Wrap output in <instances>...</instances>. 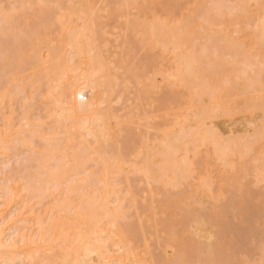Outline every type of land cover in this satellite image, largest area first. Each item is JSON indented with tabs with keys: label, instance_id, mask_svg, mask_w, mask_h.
Listing matches in <instances>:
<instances>
[{
	"label": "bare ground",
	"instance_id": "6f19581e",
	"mask_svg": "<svg viewBox=\"0 0 264 264\" xmlns=\"http://www.w3.org/2000/svg\"><path fill=\"white\" fill-rule=\"evenodd\" d=\"M184 1L0 0V264L225 260L203 224L220 228L218 212L183 209L264 183V81L237 59L264 46V0ZM226 55L252 68L216 69L206 90ZM161 187H184L167 198L182 218L165 217Z\"/></svg>",
	"mask_w": 264,
	"mask_h": 264
},
{
	"label": "rangeland",
	"instance_id": "374dc122",
	"mask_svg": "<svg viewBox=\"0 0 264 264\" xmlns=\"http://www.w3.org/2000/svg\"><path fill=\"white\" fill-rule=\"evenodd\" d=\"M170 3L172 2L173 3V1H177V0H168ZM167 0H166V2L167 3H169ZM178 1H184V0H178ZM185 1H187V0H185ZM184 1V2H185ZM133 6H131V15H133L134 14V16H131L130 17V19L131 18H134L135 19V22L138 20V18L137 17H139V16H137L138 15V8L137 7H133ZM32 11V10H31ZM31 11H29V13L31 12ZM176 13V12H175ZM135 14H136V16H135ZM136 17V18H135ZM132 20V19H131ZM130 20V21H131ZM125 21V20H124ZM133 21V20H132ZM115 25H118L119 23H118V21H112V23H111V26H113L114 24ZM133 23H134V21H133ZM98 26H99V31H100V27H101V23H98ZM131 27L132 26H134V24H131L130 25ZM136 27V26H135ZM135 27H133V28H129V32H128V34H129V36L131 37V35L133 34V30H135ZM133 29V30H132ZM130 31H133V32H131L132 34H130ZM234 36H236V34L234 35ZM233 36V37H234ZM131 38H133V37H131ZM140 37H138V38H136V40H134L135 42H136V44H132L131 45V47L133 48L132 49V51H131V53L132 54H134L135 55V58H134V60L137 62V64H139L140 63V60L142 59V61H146V63H147V61L148 62H150V63H147L148 64V66H147V68H152V66H149L150 64L152 65L153 64V62L151 61L152 59L149 57V58H144V57H147V55H146V49L145 50H139L138 49V46H137V43H139V41L141 42V40L139 39ZM137 40H139V41H137ZM233 41V40H232ZM134 42V43H135ZM203 42V41H202ZM202 44V43H201ZM137 46V47H136ZM260 46V50H258L259 48H257L256 49V51L255 52H257V56H252V54H251V56L249 55H247V56H242L241 55V57L240 56H238L237 55V59H238V57H239V61H240V59L241 60H243V58H245V59H251L250 60V64H251V66L252 65H254V66H256V67H254V66H252V67H250V68H252V69H250V68H248V69H246L245 68V66H247V64H242L243 62H241L240 64H242L243 65V67H242V65H240L239 63H238V61L236 60V61H234L233 59H235V58H233V59H231L230 60V56H223L222 58H223V60L222 59H220V61L221 62H223L225 59H229L230 61H226L225 63L223 62V63H221V65H219V66H217V67H215V68H213V69H211V70H207V71H205L204 72V74H203V76H202V78H204V79H199V80H201V81H203V84H204V86L206 87V90H208L209 88H211V89H209L210 91L212 90V87H209L208 86V88H207V85L208 84H210L211 82H214V83H216V80H217V82H219V78L221 79V77H223L224 76V74L223 73H226L227 72V69L229 68V69H231V70H233L234 72L236 71L235 69H237V71L239 72V70L241 69V71L242 70H249V71H252V72H249V71H246V73H247V75L248 74H250V73H253V74H250V76L251 75H253V76H255V74L256 73H258V72H260V77H258V79H257V81L262 77V79H260V80H263L264 81V73H262L263 71H261L259 68H262V69H264L263 68V65L261 64V63H256V60L255 59H257L258 60V58H259V60L261 61V59L262 58H264V46H262V45H259ZM263 50H262V49ZM138 51V52H137ZM259 51H262V52H259ZM142 52V53H141ZM141 54V55H140ZM261 56H260V55ZM134 55H133V57H134ZM146 55V56H145ZM144 56V57H143ZM259 56V57H258ZM132 57V58H133ZM256 57H258V58H256ZM154 58H155V56H154ZM145 59V60H144ZM147 59H149V60H147ZM151 59V60H150ZM233 62L234 61V63H236L235 65L236 66H234V67H236V68H233V64L231 63V66H232V68H230L231 66H230V63L229 62ZM152 62V63H151ZM259 62V61H258ZM228 63V64H227ZM244 63H247V62H244ZM256 63V64H255ZM230 66V67H229ZM249 67V66H248ZM151 68H150V70H151ZM238 68H239V70H238ZM257 68H258V72H256L257 71ZM216 69H218L217 71H216ZM219 69H222L223 70V72H221V70H220V72L221 73H219ZM216 71L217 73H218V75L219 76H221V77H219L218 75H217V73L216 72H213V71ZM210 73V74H207V73ZM213 72V73H212ZM238 72H235L237 75H239L240 76V74L238 73ZM216 73V74H215ZM241 73V72H240ZM212 75V76H211ZM216 75V76H215ZM246 75V74H245ZM206 77H208V78H206ZM210 77V78H209ZM216 78V79H213V78ZM210 79L211 80H213V81H211L210 83H209V81H210ZM206 80H208L207 81V84L205 85V83H206ZM259 80V81H260ZM205 81V82H204ZM261 82H257V83H253V84H255V85H257V84H260ZM211 85H213V84H210V86ZM249 85H247V87H248ZM263 86V85H262ZM262 86H260V87H262ZM178 87V86H177ZM250 88L252 87V85H250L249 86ZM256 87H258V85L257 86H255V87H253V89H254V91L255 92H257V90L258 89H262V88H260V87H258L257 89H255ZM245 88V87H244ZM250 88H248V89H250ZM161 89H162V91H164V95H168L167 97H171V98H173V99H175L176 98V95L174 94V92H176V94L178 95L179 94V90L181 91L180 92V94H179V96H177L178 98H180L183 94H184V91L182 90V89H176V86L174 87V88H172V87H170L169 86V84H166V83H162V87H161ZM252 89V88H251ZM173 91V92H172ZM245 91V90H244ZM248 92V91H247ZM255 92H253V91H251L250 90V92H248V94H250V93H255ZM252 94H250V95H252ZM257 94H259V93H257ZM181 95V96H180ZM167 97H166V99H167ZM169 97V98H170ZM168 98V99H169ZM128 104H129V102L126 104V106H128ZM18 107V106H17ZM118 107V108H117ZM122 106H121V104H117L116 105V108H117V110H121L120 108H121ZM154 107H155V105H154ZM122 111H123V109H122ZM163 119V120H162ZM162 119H160L162 122L164 121V122H167V119H165V118H162ZM147 136V135H146ZM260 141V142H259ZM261 142L263 143L264 141L262 140V139H260V140H258L257 142H256V146L258 147L260 144H261ZM259 148V147H258ZM257 148V149H258ZM258 150H261V148H259ZM198 158H196L195 157V159H194V161L195 162H198L199 164L198 165H200V167H201V162H202V158L200 157V156H197ZM197 159V160H196ZM210 162H214V161H210ZM216 169V170H215ZM212 175H218L217 173H220V170H219V168L217 167V168H215L214 166H213V168H212ZM216 171V172H215ZM219 171V172H218ZM214 173V174H213ZM248 176V177H247ZM247 176H245V178H242L240 181H238V182H240V183H237L236 185H235V187L233 188V189H231V191L230 190H228V191H230V192H228V191H226L225 192V194H224V196H223V199L221 198V200H213V201H211V200H209V202L207 201H203L202 203H204V204H202L201 203V205L199 206V205H190V207H192V209L191 208H189V206H185L186 208L185 209H183L184 210V213H183V210L182 209H180L179 208V210L178 209H176L175 208V211H173L174 210V206H175V204L174 203H171L169 200H167V198H173V197H181L184 193H185V190H184V187H183V189H182V191L180 190L179 192H176V193H174L173 194V192L172 191H174V190H170V189H168V191H167V189H166V191L165 190H163L164 188H159V194H158V196L159 195H161V200L159 201V206L161 207V208H165V209H167V211H166V213H165V217H168V218H170V219H175V218H179V217H181L182 218V215L184 214V216L183 217H186L187 215L186 214H189L190 212L193 214V215H197V216H200L201 214H207V213H209V215L208 216H210V214H213L214 212H218V215H217V217H218V220L220 221V220H223L222 221V223L223 224H220L221 222H219V224H218V226L217 227H220L219 225H222L220 228H217V229H215V228H211V226L213 225L212 223H210L212 220H213V217H207L208 218V220L206 219V223L204 222L203 224L205 225V226H208V227H210L209 229L211 230V236L213 237V240H214V242H215V247H218V249H219V254L221 255V256H224L225 257V262L224 261H222V263H221V261H219L218 263L219 264H225V263H227V264H264V245H262V244H264V183H262V186H260L259 187V185L261 184V183H259V185H258V183L255 181V177L252 175V174H249V175H247ZM248 179H247V178ZM252 178V179H251ZM254 180V182H252ZM242 182H244V183H242ZM257 183V184H256ZM134 184H139L138 182H135ZM253 184V185H252ZM137 185H136V187H137ZM140 186L139 187H142V184L140 183L139 184ZM238 185V186H237ZM240 185V186H239ZM262 187V188H261ZM254 188V189H253ZM240 189V190H239ZM257 189V190H256ZM162 190V191H161ZM242 190V191H241ZM246 190V191H245ZM252 190V191H251ZM241 191V192H240ZM160 192H163V193H161L160 194ZM166 192V193H165ZM235 192V193H234ZM243 192V193H242ZM179 193V194H178ZM231 193V194H230ZM240 193H241V195H240ZM259 193H261V194H259ZM234 194V195H233ZM239 194V195H238ZM235 195H237V196H235ZM164 196V197H163ZM229 196V197H228ZM242 196V197H241ZM250 196V197H249ZM261 196V197H260ZM263 196V197H262ZM235 197V201H233L234 198ZM239 197V198H238ZM244 197H245V199H244ZM249 199V200H248ZM164 200V201H163ZM166 200V201H165ZM239 200H240V202H239ZM259 200V201H258ZM220 201V202H219ZM166 202V204H164ZM215 202H217V203H215ZM235 202V203H234ZM238 202V203H237ZM247 202V203H246ZM251 202V203H250ZM167 203L169 204V205H167ZM179 203H182V202H180L179 201ZM234 203V204H233ZM253 203H255V204H253ZM162 204H164V205H162ZM214 204H216V205H214ZM235 204L237 205L236 207H235ZM241 204V205H240ZM165 205H167L166 207H164ZM215 207H214V206ZM163 206V207H162ZM176 206H178L177 204H176ZM181 206V205H180ZM208 206V207H207ZM240 206V207H239ZM249 207L248 209L246 208V207ZM229 207V208H228ZM261 207V208H260ZM182 208H184V207H182ZM213 208V209H212ZM239 208H242V209H239ZM203 209V210H202ZM218 209V210H217ZM221 209H222V211H221ZM176 210L178 211V213L179 214H177V217H176ZM199 210V211H198ZM207 210H208V212H207ZM210 210V211H209ZM212 210H214V212H211ZM217 210V211H216ZM169 211V212H168ZM193 211H195V212H193ZM224 211H225V213H224ZM226 211H227V213H226ZM249 211V212H248ZM180 212H182L183 214H181ZM200 212H201V214H200ZM238 212V213H237ZM245 212H247V213H245ZM199 213V214H198ZM243 213V214H242ZM174 214H175V217H174ZM181 214V215H180ZM191 214V215H192ZM233 214V215H232ZM239 214V215H238ZM254 214V215H253ZM170 215H173V217H171ZM222 215V218L220 217ZM161 216H162V213H161ZM228 217V218H227ZM246 217H247V219L249 220H247L246 219ZM220 218V219H219ZM262 218V219H261ZM228 219V220H227ZM235 219V220H234ZM209 220H211V221H209ZM233 220V221H232ZM241 221H243V222H241ZM253 221V222H252ZM195 222V221H194ZM230 223V224H229ZM194 224V223H193ZM212 224V225H211ZM194 225H196V222H195V224ZM211 225V226H210ZM227 226V227H226ZM181 227V226H180ZM180 227H178L177 228V230L179 231V228ZM229 227V228H228ZM182 228V227H181ZM180 228V229H181ZM221 228H222V230H221ZM234 228H235V230H234ZM240 228H242V230L240 229ZM260 228V229H259ZM226 230V231H224V230ZM209 230V231H210ZM215 230V231H214ZM217 230L219 231V232H217ZM241 232V234H240V232ZM220 232H221V234H220ZM249 234H248V233ZM254 232V233H253ZM180 233V232H179ZM213 233H214V235H213ZM223 233V234H222ZM245 234H246V237L247 238H249V237H252V238H249L248 240L249 241H246V237H245ZM251 234V235H250ZM163 235V236H162ZM165 235H164V233L162 232V234H161V238H165L164 237ZM245 237V238H244ZM230 238V239H229ZM226 240V241H225ZM239 240V241H238ZM251 240H253V242L251 241ZM222 241H224V242H222ZM231 241V242H230ZM261 241V242H260ZM248 243V244H247ZM235 244V245H234ZM242 246V247H241ZM261 246H263V248L261 249ZM153 247V246H152ZM250 248V249H249ZM253 249V250H252ZM192 249H190V251L188 252V254L189 253H192V251H191ZM262 250H263V252H262ZM224 252V253H223ZM240 252V253H239ZM249 252V253H248ZM256 252V253H255ZM241 254V255H239V254ZM245 253H247L246 255H242V254H245ZM263 253V254H262ZM236 254V255H235ZM260 254V255H259ZM229 255V256H228ZM234 255V256H233ZM249 256V258H248V256ZM216 256V255H215ZM247 256V259L245 258ZM226 257H227V259H226ZM231 257V258H230ZM262 259H261V258ZM230 258V259H229ZM242 258V259H241ZM191 259H192V261L195 259V258H193V257H191ZM232 259V260H231ZM243 259H246V261L245 260H243ZM240 260H243V261H240ZM263 260V261H262ZM238 261V262H237ZM230 262V263H229ZM241 262V263H240ZM215 263V261L213 262V264ZM217 263V264H218ZM210 264H212V263H210ZM216 264V263H215Z\"/></svg>",
	"mask_w": 264,
	"mask_h": 264
}]
</instances>
